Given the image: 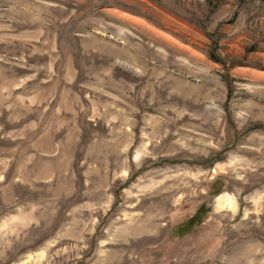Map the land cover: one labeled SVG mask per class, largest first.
Returning a JSON list of instances; mask_svg holds the SVG:
<instances>
[{
    "label": "rangeland",
    "instance_id": "rangeland-1",
    "mask_svg": "<svg viewBox=\"0 0 264 264\" xmlns=\"http://www.w3.org/2000/svg\"><path fill=\"white\" fill-rule=\"evenodd\" d=\"M0 264H264V0H0Z\"/></svg>",
    "mask_w": 264,
    "mask_h": 264
},
{
    "label": "trees",
    "instance_id": "trees-1",
    "mask_svg": "<svg viewBox=\"0 0 264 264\" xmlns=\"http://www.w3.org/2000/svg\"><path fill=\"white\" fill-rule=\"evenodd\" d=\"M216 60H218V59H216ZM202 215H203V211H202V209H199L196 216H194L190 221H188L186 224H184L183 226H181L177 229V234L180 236H184V235L188 234L191 231V228L193 226H195L196 224L201 222L200 218Z\"/></svg>",
    "mask_w": 264,
    "mask_h": 264
}]
</instances>
